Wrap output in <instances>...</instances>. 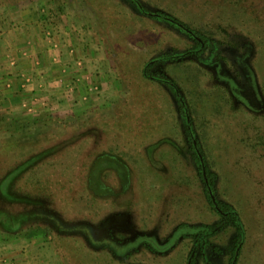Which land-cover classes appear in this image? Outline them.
Here are the masks:
<instances>
[{"label":"rangeland","instance_id":"374dc122","mask_svg":"<svg viewBox=\"0 0 264 264\" xmlns=\"http://www.w3.org/2000/svg\"><path fill=\"white\" fill-rule=\"evenodd\" d=\"M0 13L55 15L44 23L57 22L72 38L63 51L95 75L79 84L91 92L82 100L44 98L55 123L23 134L17 108L0 113V186L50 152L0 187V219L21 225H0L18 239L5 248L34 252L21 264H264V0H0ZM102 155L123 162L129 182L108 171L109 191L95 196L85 185ZM218 201L240 229L221 221ZM37 205L58 223L25 220Z\"/></svg>","mask_w":264,"mask_h":264},{"label":"crops","instance_id":"0c3cea01","mask_svg":"<svg viewBox=\"0 0 264 264\" xmlns=\"http://www.w3.org/2000/svg\"><path fill=\"white\" fill-rule=\"evenodd\" d=\"M47 19L56 20L55 15L49 16V13H0V113H8L10 107L17 108V112L24 115L23 119H19L22 122L41 121L43 118L39 115L54 114L51 111L54 106L44 105L45 97L52 100L54 96H60L70 103L75 99L82 100L83 91L87 89L82 90L79 84L86 81L88 85L95 76L92 70L84 67L90 66V63L84 59L76 60L75 56L63 51L71 44L72 38L61 32L57 22L46 25L44 20ZM31 28L36 29L34 33L39 35V44H35L34 37H28L30 32L26 31ZM15 86L16 90L13 89ZM87 92L91 93L90 90ZM52 94L54 96L51 97ZM27 98L33 106L28 105ZM5 238V235L0 236V264H21V258L28 253L34 254L32 250H25L23 254V250L5 248V243L18 241L16 237ZM25 239L35 240L32 236ZM39 252L34 255L35 258L44 256L45 252Z\"/></svg>","mask_w":264,"mask_h":264},{"label":"trees","instance_id":"16d2710c","mask_svg":"<svg viewBox=\"0 0 264 264\" xmlns=\"http://www.w3.org/2000/svg\"><path fill=\"white\" fill-rule=\"evenodd\" d=\"M52 14H54V13H52ZM197 34L200 35V33H197ZM200 36H202L203 40L206 41L205 36H203V35H200ZM195 41L198 43L199 46L201 45V41L200 40H198L197 38H195ZM261 56H262V63H264L263 62L264 61V52L263 51L261 52ZM16 100L17 101H20V98H16ZM12 119H13V121H12ZM8 121L10 122L9 123V126H11V125L14 124V118L11 117V118L8 119ZM57 121H59L58 117H55L53 114H47L45 117H43V119L41 121H37V120H27V121L22 122V121H19L18 120L17 121V123H18L17 127H19L20 132L22 131V133L24 134L23 130H25V129H23V128L26 127V126H33V125H35L37 127V125H39V123H41V122H46V123L51 124L52 122L55 123ZM42 124H44V123H42ZM191 130H192L191 124H187V131H188V133H190ZM9 142H10L9 143L10 146L17 145V143H15V142H13L11 140ZM198 148H200L199 143H198ZM200 152H202V154H203V151H202L201 148H200ZM49 153H50L49 151H44L43 150L42 152L38 153L37 155H34L35 157L32 156V157H30L28 159L25 158L24 163H22L18 168L14 169L12 172L9 171L8 172L9 174L4 175V177H5L3 179L4 182H3L2 186H0L2 188V190H4L3 192H5V189L8 188V185H9L11 179H13L14 172L17 173V172H19L18 170L24 169L25 164H27V163H30L32 161L34 162L36 160L42 159V158H44L46 156H49ZM203 156H204V154H203ZM196 158H197V160L199 162L200 175H201L203 181H205V175H204L203 172L206 171V174H207L208 178H210V180H209L210 183L212 184V186H214V181L212 180L211 175H210V172H209V169L207 167V163H206V160H205V156H204V162H205L204 165H206V167H203L201 158L198 155V153L196 154ZM95 162H97V163L96 164L93 163L94 166L92 168V171L90 172L91 175H90L89 179H87L86 185H85V188L87 190H89L91 193H93L95 196H100L101 194H104V193H106V192L109 191V189H108V187H107V185L105 183L106 182L105 181V177H106V174H107L106 172H108V171H114V172H116L117 173V176L122 180L121 182H123L125 180H128V182H129V175H128V172H127L128 169H127L126 165L123 162L121 163V162H118L117 160H113L110 157H107L106 155L99 156L96 159ZM95 184H97L99 186H102L101 188L99 187L101 189L100 191H98L95 188ZM102 188H103V190H102ZM207 188H208V186H207ZM8 195H9V193H8ZM206 195H207V198H208L209 203L210 204H213V201L211 200V198H210V196H209V194H208L207 191H206ZM23 198L24 197H19L18 195L17 196H13V197L11 196V201L12 202H16L18 200L19 202L20 201L21 202H23V201H25V202L26 201L31 202L30 199L29 200H26V199L25 200H22ZM40 204H42V203H40ZM218 204H219V207L218 208H215V211H217V213L219 214V216L221 218V221L222 222H224V221H233L234 224L237 226V228L240 229L241 228V225L239 224V220H238L239 219V215H238L237 212H235V208L230 207L225 202L223 203V202L218 201ZM45 207H43L42 205H40V207H39L37 205L33 210L30 209L29 210L30 213L28 212L29 215H27L28 217H26L25 220L27 219V221H29V220L32 221L34 219H30V218H33L32 216H36L38 219H41L44 222H45V219L46 218L49 219L48 220V223L51 226L54 225V222H55V225H56L58 223V221L57 220H53V219H51V217H48L47 216V212H46V208ZM75 219H78V218L76 217ZM20 221H24V219L19 220V222ZM78 221H79V219H78ZM11 222H15V225L9 226V224ZM17 222L16 221H12V219H7V218L0 219V225L2 227H4V226L8 227L9 231H16V229L21 226V225H18ZM32 226H34V225H32ZM35 226H36L35 228L30 229V233L33 232L32 234H36V233L39 234L41 232V230H42L41 227H39L41 225L38 224V225H35ZM78 227L79 226H76L75 225V227L73 228V230L74 229H78ZM214 229H215L214 226H209V228H208V230H212V231H214ZM48 232H51V228H49V231ZM44 234L45 235L43 236V238L45 240H47L48 242L49 241L50 242L53 241L52 240V237L53 236H51L50 233H47V235H46V230H44ZM23 236L30 237L31 235H29V233H24ZM55 236H57L56 233H55ZM240 241H241V236L239 235L237 237V240H236V242H238V243H236L237 246L240 245ZM242 245H243V243L241 244L240 249H242V247H243ZM58 250L60 251V248L59 247H58ZM196 260H197V258H196V255H195V256L189 258L188 264H197V261Z\"/></svg>","mask_w":264,"mask_h":264},{"label":"water","instance_id":"95a60500","mask_svg":"<svg viewBox=\"0 0 264 264\" xmlns=\"http://www.w3.org/2000/svg\"><path fill=\"white\" fill-rule=\"evenodd\" d=\"M202 165H203V163H202ZM204 173H205V171H204ZM210 193H211L212 200L215 202V198H214V196H213L211 190H210Z\"/></svg>","mask_w":264,"mask_h":264}]
</instances>
